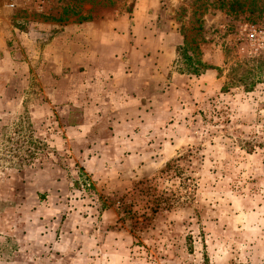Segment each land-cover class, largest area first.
<instances>
[{
	"label": "rangeland",
	"instance_id": "obj_1",
	"mask_svg": "<svg viewBox=\"0 0 264 264\" xmlns=\"http://www.w3.org/2000/svg\"><path fill=\"white\" fill-rule=\"evenodd\" d=\"M207 7L0 4V264H264V82L224 91L236 64L264 56V24ZM122 18L172 28L160 104L114 105L110 79L90 82L67 42L60 58L56 45L41 53L59 25ZM38 22L37 44L7 36ZM184 45L206 65L199 74Z\"/></svg>",
	"mask_w": 264,
	"mask_h": 264
},
{
	"label": "crops",
	"instance_id": "obj_2",
	"mask_svg": "<svg viewBox=\"0 0 264 264\" xmlns=\"http://www.w3.org/2000/svg\"><path fill=\"white\" fill-rule=\"evenodd\" d=\"M156 16L158 17L159 14ZM139 18L140 16L136 17V19ZM129 25L130 20L127 18L118 21L110 19L88 21L74 26L59 25L62 30L56 35L58 43L50 41L47 45L45 44L41 53L42 55L48 54L51 48L56 45L55 55L60 58L61 55L64 56L65 42H67L71 45L74 52L73 58L75 57L77 62L74 67L80 68L81 66L78 71L81 74L87 72L84 75L90 82L105 77L110 79V89L114 88V91H118V98H120L114 102V105L133 104L140 108L141 105L144 107L146 104L143 102V98L145 100L148 98L146 102H150L153 98V102L160 104L168 91H155V87L160 77H167L172 69V28L164 26V23L160 24L156 20L155 25L145 26L141 23L136 26ZM35 26L38 28H30L25 33L17 32L19 30L12 27L7 36L11 37L12 35L16 39L21 35L20 33L26 34L25 37L26 39L28 37L31 44H37L34 34H37L39 30L45 31L44 26L48 25L38 22ZM126 53L129 54L127 55L129 59L124 57ZM137 54L142 56L139 73L131 72L128 69L136 64L134 59ZM82 67H85V72L81 70ZM170 88L172 89V82ZM170 103H172V99H170ZM108 105L113 107L111 103Z\"/></svg>",
	"mask_w": 264,
	"mask_h": 264
},
{
	"label": "trees",
	"instance_id": "obj_3",
	"mask_svg": "<svg viewBox=\"0 0 264 264\" xmlns=\"http://www.w3.org/2000/svg\"><path fill=\"white\" fill-rule=\"evenodd\" d=\"M208 7H215L227 15L242 18L251 24H264V0H206ZM208 7L206 9H208ZM196 48L184 45L180 48L184 63L189 72L199 74L206 65L194 56ZM264 82V56H258L236 64L230 71V80L224 87H244L245 91H254L259 83Z\"/></svg>",
	"mask_w": 264,
	"mask_h": 264
},
{
	"label": "built area",
	"instance_id": "obj_4",
	"mask_svg": "<svg viewBox=\"0 0 264 264\" xmlns=\"http://www.w3.org/2000/svg\"><path fill=\"white\" fill-rule=\"evenodd\" d=\"M3 4L9 10L23 9L28 10L32 4L40 11H44L46 5L56 4L58 0H0V4Z\"/></svg>",
	"mask_w": 264,
	"mask_h": 264
}]
</instances>
